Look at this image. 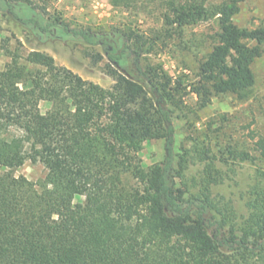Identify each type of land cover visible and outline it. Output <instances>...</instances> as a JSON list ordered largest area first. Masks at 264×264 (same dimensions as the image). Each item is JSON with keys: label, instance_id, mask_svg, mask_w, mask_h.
Instances as JSON below:
<instances>
[{"label": "trees", "instance_id": "16d2710c", "mask_svg": "<svg viewBox=\"0 0 264 264\" xmlns=\"http://www.w3.org/2000/svg\"><path fill=\"white\" fill-rule=\"evenodd\" d=\"M3 1L12 14L15 2L37 7L34 0ZM237 1L109 0L125 8L158 5L167 25L217 17V41L201 66L217 92L254 84L250 65L264 41L263 29L232 23ZM16 19L48 29L34 18ZM1 49L9 61L0 70V264H264V178L241 217L230 202L204 193L186 200L169 181L175 128L166 74L136 62L139 74L131 76L118 68L121 56L108 53L113 83L106 88L43 51L23 55L6 40ZM41 102L49 104L44 112ZM153 139L164 140L165 157L146 165L140 153ZM253 150L264 158L263 136ZM26 162L41 164L44 177L15 175ZM216 181L202 186L209 191Z\"/></svg>", "mask_w": 264, "mask_h": 264}, {"label": "rangeland", "instance_id": "374dc122", "mask_svg": "<svg viewBox=\"0 0 264 264\" xmlns=\"http://www.w3.org/2000/svg\"><path fill=\"white\" fill-rule=\"evenodd\" d=\"M34 2L36 8L15 2L12 14L0 0V70L9 61L1 49L6 40L10 49L23 55L31 50L48 53L57 65L106 88L113 83L106 73L108 53L121 56L118 68L131 76L139 74L136 62L141 70L152 68L161 76L166 74L173 92L170 107L175 128L174 171L169 181L186 200L205 194L217 203L230 202L239 217L246 215L251 188L264 178V158L253 150L257 136L264 137V41H246L260 47V55L250 65L254 84L242 92H217L201 73L202 63L217 41V17L177 26L165 24V9L155 4L125 8L113 6L109 0ZM237 6L231 17L235 26L264 30V0H238ZM16 16L34 18L48 29L41 31ZM78 30L88 39L77 34ZM40 108L44 112L49 104L41 102ZM140 156L146 165L163 161L164 140L145 142ZM14 174L36 182L45 170L39 163L26 162ZM213 178L217 181L205 190L202 180Z\"/></svg>", "mask_w": 264, "mask_h": 264}]
</instances>
